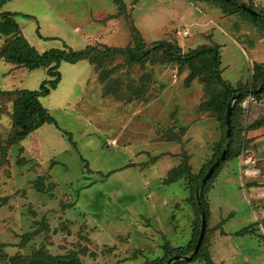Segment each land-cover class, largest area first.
Returning <instances> with one entry per match:
<instances>
[{
  "label": "rangeland",
  "instance_id": "1",
  "mask_svg": "<svg viewBox=\"0 0 264 264\" xmlns=\"http://www.w3.org/2000/svg\"><path fill=\"white\" fill-rule=\"evenodd\" d=\"M123 1L125 13L114 0H10L1 10L21 13L16 20L39 51L133 47L132 26L149 44L172 40L184 51L220 44L223 77L246 87L248 95L234 120L240 154L220 162L208 193L205 249L218 264H264V127L245 129L264 116V95L246 103L257 83L255 66L264 65V23L232 7L226 13L230 6L222 0ZM243 1L264 8V0ZM6 39L0 35V48ZM163 59L153 54L144 67L126 65L124 56L101 68L89 59L61 62V82L41 97L57 123L13 143L18 94L2 91L38 89L48 73L0 58V248L6 257L0 264H14L9 260L16 256L28 260L38 251L44 257L74 254L84 264H145L163 256L166 241L188 244L196 218L186 201L189 190L183 179H165L183 153L198 172L223 141L226 125L219 113L200 107L221 87L204 82L210 69L203 63L200 77L187 85L191 69ZM112 68L102 80L101 71ZM143 73L152 77L147 100L128 102ZM259 221L255 233L236 234Z\"/></svg>",
  "mask_w": 264,
  "mask_h": 264
},
{
  "label": "trees",
  "instance_id": "2",
  "mask_svg": "<svg viewBox=\"0 0 264 264\" xmlns=\"http://www.w3.org/2000/svg\"><path fill=\"white\" fill-rule=\"evenodd\" d=\"M10 0H0V35L6 36V42L0 48V58L6 61L18 65L24 66L30 70H34L40 67H46L48 78L44 79L38 89H19V90H4L3 94L12 95L18 94L16 100V108L14 112L15 129L12 134V142H20L29 136L32 132L40 128L45 123H57L56 118L50 113L42 102L41 97H45L51 93L52 90L57 89L59 83L62 80V74L59 71L60 64L63 61L76 63L83 59H89L97 68H101V65L110 60L112 57L124 56L126 58V65H140L144 67L147 61L153 54L164 55V59L161 63L170 62L177 64L180 67L191 69L190 74L185 80L187 85L196 78L200 77L202 72V63L210 70L207 73L208 78L205 79V83L213 82L221 87V93L218 97H212L205 100L201 104V110H206L208 107H214L215 111L219 113L221 122L226 125V132L223 141L219 142L215 148L212 158L205 163L198 172H194L191 164L188 160V154L183 153V159L181 164L174 167L169 171L168 176L165 179V183L170 184L177 180L183 179L186 187L189 190V196L186 201L190 203L195 211L196 218L194 220L192 238L187 245L184 246H172L168 241L163 244L164 254L162 257H158L153 260L147 261L145 264H168L169 260L174 256H192L190 261H196L203 259L207 264H218L212 258L210 251L205 249V241L208 233V220L210 217V207L208 201V193L211 190V183L216 175L217 169L214 170L210 178L203 182L204 177L208 173L209 169L221 158V155L225 149V145L228 144L227 153L224 161L235 159L240 154V148L234 147V143L237 137V130L234 124L237 112H240L242 108V100L248 95V89L246 87L236 88L222 75L221 68V46L220 44H203L197 48H190L188 51H184L179 43L172 40L162 39L152 41L150 44L144 39L141 32L136 26H132L133 39L135 41L134 46L118 47L109 46L106 44H89L82 49H73L70 46L67 48H51L46 51H39L24 35L20 25L16 20V16L21 14L12 11H2V7ZM230 7H225L226 13L230 12L231 7L235 10H241L250 16L254 21H261L264 23V8H256L253 4L247 5L243 0H222ZM115 4L119 7V11L126 12V5L123 0H114ZM246 5L257 11L256 13L249 12L243 7ZM26 17H33L30 14H22ZM38 33L40 34L39 30ZM102 70V69H101ZM113 70H102L100 77L102 80L110 78L113 74ZM255 81L257 82L252 88L253 95L257 99H261L264 95V65L257 64L255 66L254 73ZM152 82L151 74L143 73L136 85H133L131 89V95L127 98L130 102L133 99L138 101H146V94L150 89ZM209 88V87H207ZM207 90V89H206ZM242 93L238 99L232 105L231 110V135L227 138V123L226 113L228 103L238 93ZM108 94L114 92L108 90ZM118 95V94H117ZM264 127V116L256 119L251 124L247 125L245 129L247 131L256 130ZM69 136L72 143V137L70 133L65 131ZM177 139L181 140V136L177 135ZM11 143V146H15ZM158 156L152 159V162L158 160ZM85 167H89V163L84 160ZM111 173L107 174L110 175ZM41 180V179H40ZM41 180V186L38 188L40 191L44 190V184ZM46 189V187H45ZM204 211L206 217V230L205 235L200 246L199 251L194 254V249L197 240L200 235L202 225V212ZM262 222H255L252 225L246 226L237 231L236 234H253L256 232V226ZM223 225V221L218 223L214 228L218 229ZM42 252H35L28 260L22 259V257H14L9 261L14 264H84L74 254H68L63 256H49L44 257ZM6 257L2 253L0 248V259ZM171 264H187L186 260H176Z\"/></svg>",
  "mask_w": 264,
  "mask_h": 264
},
{
  "label": "water",
  "instance_id": "3",
  "mask_svg": "<svg viewBox=\"0 0 264 264\" xmlns=\"http://www.w3.org/2000/svg\"><path fill=\"white\" fill-rule=\"evenodd\" d=\"M244 8H246L249 12H252V13H256L257 14V11L246 6V5H243ZM240 94L234 96L232 98V100L228 103V107H227V113H226V123H227V138L229 139L230 135H231V110H232V105H233V102L234 100H236L237 97H239ZM227 146L228 144H226V148L224 149L222 155H221V158L209 169L208 173L206 174V176L204 177L203 179V182H206L210 176L212 175V173L214 172L215 168L220 164V162L225 158L226 156V153H227ZM205 230H206V217H205V213L204 211L202 212V225H201V231H200V235H199V238L197 240V243H196V246H195V249H194V254H196L199 249H200V246L202 244V241H203V238H204V235H205ZM179 258H185V259H192V256H184V257H181V256H174L172 257L168 264H171L172 261H176L178 260Z\"/></svg>",
  "mask_w": 264,
  "mask_h": 264
},
{
  "label": "built area",
  "instance_id": "4",
  "mask_svg": "<svg viewBox=\"0 0 264 264\" xmlns=\"http://www.w3.org/2000/svg\"><path fill=\"white\" fill-rule=\"evenodd\" d=\"M187 35V32L185 33ZM246 103H258V99L252 93L249 94Z\"/></svg>",
  "mask_w": 264,
  "mask_h": 264
},
{
  "label": "crops",
  "instance_id": "5",
  "mask_svg": "<svg viewBox=\"0 0 264 264\" xmlns=\"http://www.w3.org/2000/svg\"><path fill=\"white\" fill-rule=\"evenodd\" d=\"M195 23H199L198 21L197 22H195ZM190 33V32H189ZM189 33H188V35H189ZM114 144H116V140H114ZM224 247H222V249H223ZM223 250H225V248L223 249Z\"/></svg>",
  "mask_w": 264,
  "mask_h": 264
}]
</instances>
